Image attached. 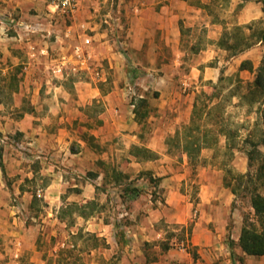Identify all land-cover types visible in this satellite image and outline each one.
I'll list each match as a JSON object with an SVG mask.
<instances>
[{"label": "rangeland", "instance_id": "374dc122", "mask_svg": "<svg viewBox=\"0 0 264 264\" xmlns=\"http://www.w3.org/2000/svg\"><path fill=\"white\" fill-rule=\"evenodd\" d=\"M13 1V7L3 11L0 7V36L15 38L4 41L7 52H0V147L6 161L4 173L0 170V264H28L21 250L24 242H30V252L46 264H121L137 199L150 201L161 210L168 207L173 188L194 207L200 201L203 183L213 188L220 183L231 194L236 190L231 204L235 217L242 222L251 218L250 198L256 189L264 195V181L256 180V165L249 168L247 150L251 147L243 140L250 133L255 142L264 139V100L255 98L247 103L241 97L248 94L254 81L264 46L255 38L246 42L237 38L262 30L264 6L260 2L73 0L74 12L57 16V25L50 29L45 21L50 0H39V8L29 0L20 6L18 2L24 0ZM249 2L256 4L258 13L262 10V17L239 26L238 14ZM6 16L32 25L39 22L45 31L26 34L8 25ZM192 17L197 18L193 25ZM175 20H179V43L171 29ZM209 20L222 23L219 38L227 33V40L222 45L218 42V52H199L211 45L207 39ZM85 38L91 41V57L85 66L76 65L74 47ZM114 53L121 57L119 69L110 67L107 59ZM195 66L212 67L215 76L205 80L202 71L192 70ZM80 86L92 101L76 112ZM110 94H115L117 109L130 113L137 100L146 101L140 113L147 110V116L138 123L141 143L164 132L161 152L136 158L131 148L138 145L128 146L116 139L100 143L93 132L99 131L98 117L105 108L104 97ZM54 97L64 114L72 110L82 114L70 121L73 130L67 148L75 152L83 142L99 158L81 179L69 180L57 201L42 195L49 183L41 168L42 143L38 142V127L44 123L32 119L45 112L42 101ZM34 100L41 103L34 104ZM195 101L201 119L196 116L191 123L192 108L189 122L175 124L176 119L187 117ZM188 130L198 147H189L191 159L183 151ZM118 144L120 151L110 149ZM110 150L113 160L103 154ZM259 150L264 153V145ZM170 178H175L177 186L162 184ZM86 180L95 188L94 199L78 201L75 192ZM74 182L78 187H71ZM129 188H137L140 195L130 199L126 194ZM162 226L156 243H185V234L176 233L175 237Z\"/></svg>", "mask_w": 264, "mask_h": 264}, {"label": "crops", "instance_id": "0c3cea01", "mask_svg": "<svg viewBox=\"0 0 264 264\" xmlns=\"http://www.w3.org/2000/svg\"><path fill=\"white\" fill-rule=\"evenodd\" d=\"M1 1L0 7H2V11L4 8H10L14 5L13 0ZM27 1L18 2V6L24 5ZM29 1L36 8L41 5L39 0ZM257 10L258 7L256 8L255 3H246L238 14L237 25H247L261 19L262 10L259 13ZM190 19L192 21L191 25L197 21L196 17ZM178 21L175 20V25L172 24L171 27L172 31L175 32V41L177 43H179L181 38ZM208 24H211V28L207 39L211 41V45H207L206 48L201 47L199 52H218L220 49L217 44L221 39L219 37L223 28L222 23L218 22V20H209L206 25L208 26ZM1 29L0 34L2 33ZM12 39H15L14 36L8 38L5 35V39L0 36V52H7L4 41ZM107 59L110 67L119 69L120 55L110 54L107 55ZM192 70L199 73L202 71L205 80H212L216 69L208 66H195ZM77 91L79 92V100L75 102L78 107L75 110L76 112L92 101L84 96L88 94V91L84 90L85 93L82 92L81 86L78 87ZM91 92H94V89H91ZM114 95L110 94L104 97L105 108L98 117L99 121H101V126L99 131L93 132L94 136L100 140L101 144L116 139L118 143L123 142V144L128 146L138 145L153 153L161 152L164 149L162 137L165 133L163 132V135H161L156 132L150 141L145 144L141 143L142 137L139 132V125L135 121V115L123 111L121 107L117 109L114 103ZM33 103L39 104L41 102L34 100ZM42 103L46 105L45 112L38 114L36 118L32 116V119L41 120L44 123L43 126L38 127L41 131V138L40 141H37L42 143L41 153L43 157L41 156V164L43 166L41 168L45 175L48 176L49 183L46 189L43 190L42 195L45 194L51 201H57L61 200V195L64 193L62 191L63 187L70 185V181H75L74 178L81 179L84 171L92 167L99 158L95 156V153L86 149L83 142H80L81 149L75 152L67 148V143H71L67 142V137L73 130L70 121L78 120V117L82 115L81 113L75 114L74 112L72 113V110L71 114L70 112L64 114L58 108L62 104L58 103L55 97L45 99ZM192 108L191 102L187 117L185 119H176L175 124L179 125L189 122ZM79 120L81 121L82 119L79 118ZM118 145L110 149L120 151L119 148L121 146L120 144ZM111 150L103 154H107V158L111 155V160H113ZM36 158L38 159L39 156ZM101 159L105 160L102 157ZM3 164H6L5 160ZM68 173L69 177L66 176ZM162 184L177 186L175 178H170L167 181L163 180ZM71 187H78V185L74 182ZM79 189V191L75 192L78 201L89 202L94 199L95 188L87 180L85 183L80 184ZM173 190L174 192L169 193L167 198L168 207L161 210L154 208L153 203L150 201L143 202L137 199L136 205L138 209L136 213L133 212V215L130 214V217H135V219L126 230L129 240L124 245L121 264H264V256L252 257L242 252L239 246V238L243 222L235 217L231 209L233 194L228 192L222 184L219 183L217 187L213 188L212 184L203 183L199 194L200 201L194 207L187 199V196L181 195L175 188ZM160 224L163 225L164 230L169 229L175 233V237L177 236L176 233L185 234V243L170 244L171 247L168 250H163L161 248L162 245L155 242L161 237ZM30 246V242H24V248H21L22 253L28 259V262L25 263L46 264L42 257L36 255L37 253L32 254L30 252Z\"/></svg>", "mask_w": 264, "mask_h": 264}, {"label": "trees", "instance_id": "16d2710c", "mask_svg": "<svg viewBox=\"0 0 264 264\" xmlns=\"http://www.w3.org/2000/svg\"><path fill=\"white\" fill-rule=\"evenodd\" d=\"M264 6V0H257ZM264 12V11H263ZM263 28L260 30V32H257L256 34H251L250 36H240L238 37V41H249L250 38H255L257 41L264 46V20L262 22ZM227 33L223 38L219 40V44L222 45V43L227 40ZM236 44L239 46V43ZM233 48V47H231ZM230 48H227L228 50ZM241 51V50H240ZM241 98L245 99L247 103L252 102L255 98H261L264 100V58L262 60L261 65L258 67V69L255 72V78L252 82L251 86L248 89V94L243 95ZM199 98H197L198 100ZM196 100V101H197ZM194 102L193 104V115L191 123L196 119H201L202 115L197 114V111L199 110L198 102ZM146 106V101L141 98L136 101L134 104V110L133 113L135 115V121L137 123L141 122L142 119L146 118L147 116V110L143 111V113L140 111ZM198 118H197V117ZM264 117V114H263ZM191 130H188V134L186 138L188 139L185 147L183 149L184 153L187 155L189 159H191V155L193 150H190L189 147L193 146L195 149H197V146H194L193 143V137L191 135ZM252 134L250 133L245 139L243 140V144L249 145L251 148L247 150V159H248V166L249 168L256 165V180L264 181V153H262L259 150L260 145H264V139L261 142H255L252 139ZM225 137L228 139V135L224 134ZM195 151V150H194ZM151 151H149L146 148H139L138 146H132L131 148V155L133 157L138 158L141 155H144L148 157L150 155ZM145 158V157H144ZM143 158V159H144ZM0 170L2 173H4V164H3V149L0 147ZM117 179V178H116ZM118 181V180H117ZM252 196L250 198V207L252 209V216L251 218H244L243 219V225L241 229V234L239 238V246L242 250V252L248 256L252 257H263L264 256V195L260 194L256 190H253ZM126 194L130 199L136 198L140 195L139 190L137 188H129L126 189ZM232 194H236V190H232ZM90 202V201H89ZM171 246L168 244H162L161 248L163 250H168Z\"/></svg>", "mask_w": 264, "mask_h": 264}, {"label": "built area", "instance_id": "2783aa9c", "mask_svg": "<svg viewBox=\"0 0 264 264\" xmlns=\"http://www.w3.org/2000/svg\"><path fill=\"white\" fill-rule=\"evenodd\" d=\"M76 5L73 2V0H50L49 2V8L50 12L46 15V24L51 29L52 26L57 25V16H66L70 15L74 12ZM6 21H8V25H10L12 28L22 30L26 34H33L38 33L39 31H45L44 24H40L39 22H36L34 25H32L29 22H21L13 19L10 16L4 17ZM1 23V21H0ZM70 33V30L67 32ZM91 46V41L89 38H85L81 45L75 46L73 53H72V59L76 63V65L85 66L88 61L90 60L91 54L89 52V48ZM126 53V52H124ZM62 69L59 68V71ZM76 70L73 68V71ZM23 150H26L28 152H31V150L24 148L22 145L19 146ZM181 248H183L181 246Z\"/></svg>", "mask_w": 264, "mask_h": 264}]
</instances>
